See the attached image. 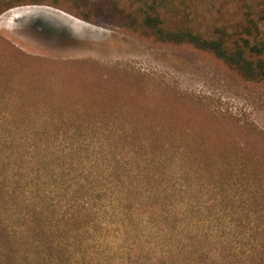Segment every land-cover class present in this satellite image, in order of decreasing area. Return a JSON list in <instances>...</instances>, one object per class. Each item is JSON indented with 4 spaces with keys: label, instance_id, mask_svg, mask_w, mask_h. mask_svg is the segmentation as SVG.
I'll list each match as a JSON object with an SVG mask.
<instances>
[{
    "label": "rangeland",
    "instance_id": "obj_1",
    "mask_svg": "<svg viewBox=\"0 0 264 264\" xmlns=\"http://www.w3.org/2000/svg\"><path fill=\"white\" fill-rule=\"evenodd\" d=\"M134 2L0 0V264H264V80L126 28Z\"/></svg>",
    "mask_w": 264,
    "mask_h": 264
},
{
    "label": "trees",
    "instance_id": "obj_2",
    "mask_svg": "<svg viewBox=\"0 0 264 264\" xmlns=\"http://www.w3.org/2000/svg\"><path fill=\"white\" fill-rule=\"evenodd\" d=\"M181 2L182 0H173L174 6ZM242 2L246 4V0ZM135 5L136 7L131 8L130 5L129 8L122 9L116 5L122 12L126 28L153 40L209 51L244 79L258 82L264 80V10H257L253 5L247 4L249 13L242 16L238 25L232 26L219 21L213 22V25L204 30L200 26L167 23L166 20L173 22L174 19L173 15L165 19L161 9L162 0H136ZM15 6L10 4L2 10Z\"/></svg>",
    "mask_w": 264,
    "mask_h": 264
},
{
    "label": "bare ground",
    "instance_id": "obj_3",
    "mask_svg": "<svg viewBox=\"0 0 264 264\" xmlns=\"http://www.w3.org/2000/svg\"><path fill=\"white\" fill-rule=\"evenodd\" d=\"M7 36H9V35H7Z\"/></svg>",
    "mask_w": 264,
    "mask_h": 264
}]
</instances>
